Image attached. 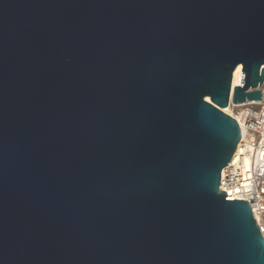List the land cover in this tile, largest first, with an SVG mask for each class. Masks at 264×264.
Here are the masks:
<instances>
[{"label":"water","instance_id":"95a60500","mask_svg":"<svg viewBox=\"0 0 264 264\" xmlns=\"http://www.w3.org/2000/svg\"><path fill=\"white\" fill-rule=\"evenodd\" d=\"M263 84L264 0H0V264H264L220 189Z\"/></svg>","mask_w":264,"mask_h":264},{"label":"built area","instance_id":"2783aa9c","mask_svg":"<svg viewBox=\"0 0 264 264\" xmlns=\"http://www.w3.org/2000/svg\"><path fill=\"white\" fill-rule=\"evenodd\" d=\"M261 100L234 105L232 91L226 113L235 119L241 133L240 142L220 173V189L228 201H245L250 205L264 238V84ZM257 218V219H256Z\"/></svg>","mask_w":264,"mask_h":264},{"label":"bare ground","instance_id":"6f19581e","mask_svg":"<svg viewBox=\"0 0 264 264\" xmlns=\"http://www.w3.org/2000/svg\"><path fill=\"white\" fill-rule=\"evenodd\" d=\"M242 71L241 66H238L232 75V88L238 85H241ZM226 113H230L228 109L224 110ZM257 219V218H256Z\"/></svg>","mask_w":264,"mask_h":264}]
</instances>
